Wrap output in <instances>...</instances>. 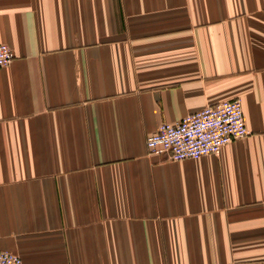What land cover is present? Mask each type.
<instances>
[{"label":"crops","instance_id":"0c3cea01","mask_svg":"<svg viewBox=\"0 0 264 264\" xmlns=\"http://www.w3.org/2000/svg\"><path fill=\"white\" fill-rule=\"evenodd\" d=\"M1 44V251L264 264V0H0ZM236 99L248 134L217 155L148 152Z\"/></svg>","mask_w":264,"mask_h":264},{"label":"built area","instance_id":"2783aa9c","mask_svg":"<svg viewBox=\"0 0 264 264\" xmlns=\"http://www.w3.org/2000/svg\"><path fill=\"white\" fill-rule=\"evenodd\" d=\"M14 58L12 50L0 45V68ZM242 105L239 99L223 101L189 114L176 123H161L146 139L151 154H165L169 161L177 162L217 155L222 147L245 137ZM0 264H23L22 259L0 250Z\"/></svg>","mask_w":264,"mask_h":264}]
</instances>
